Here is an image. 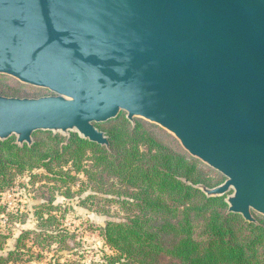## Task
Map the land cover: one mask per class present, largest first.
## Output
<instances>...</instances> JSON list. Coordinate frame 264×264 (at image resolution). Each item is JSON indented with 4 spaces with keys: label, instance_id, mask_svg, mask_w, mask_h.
Returning <instances> with one entry per match:
<instances>
[{
    "label": "water",
    "instance_id": "95a60500",
    "mask_svg": "<svg viewBox=\"0 0 264 264\" xmlns=\"http://www.w3.org/2000/svg\"><path fill=\"white\" fill-rule=\"evenodd\" d=\"M0 75L46 89L0 96V141L136 118L226 181L228 213L264 218V0H0Z\"/></svg>",
    "mask_w": 264,
    "mask_h": 264
},
{
    "label": "trees",
    "instance_id": "16d2710c",
    "mask_svg": "<svg viewBox=\"0 0 264 264\" xmlns=\"http://www.w3.org/2000/svg\"><path fill=\"white\" fill-rule=\"evenodd\" d=\"M98 127L104 128L110 148L74 133L66 139L38 132L31 147L17 145L15 138L0 141V191L16 174L35 169H44L64 183L75 180L72 172L83 174L99 192L106 178L115 181L113 186H123L133 201L124 205L137 212L125 222L100 228L111 252L92 264H264V219L249 224L242 216L228 213L226 198H208L197 189L207 184L198 161L174 143L163 144L143 124L132 127L121 115ZM63 197H72L71 188ZM55 210L53 198L39 207L38 230L24 232L16 251L1 256L0 264H20L25 256L21 247L30 239L40 251L38 258L53 243L65 245L66 237L47 231L57 221L51 214Z\"/></svg>",
    "mask_w": 264,
    "mask_h": 264
},
{
    "label": "rangeland",
    "instance_id": "374dc122",
    "mask_svg": "<svg viewBox=\"0 0 264 264\" xmlns=\"http://www.w3.org/2000/svg\"><path fill=\"white\" fill-rule=\"evenodd\" d=\"M52 95L46 89L25 85L12 77L0 75V96L39 99ZM121 116L127 119L125 113H121ZM129 123L132 127L143 124L152 130L163 144L174 143L183 150L179 141L161 127L139 118H136L134 123ZM99 129L106 134L104 128ZM35 134L33 144L39 138L35 137ZM71 134L73 133L60 135L68 139ZM196 161L201 164L203 168L201 176L207 182L199 185L214 189L225 183L226 178L222 174L199 160ZM72 176L76 177L75 180L64 183L60 177L50 175L44 169L25 171L16 174L11 184L4 191H0V239L3 242L0 257L16 251L18 240L24 232L38 230L35 213L51 198L58 209L51 214L57 221L49 225L47 231L57 237L63 235L66 237V243L65 245L53 243L49 252H44V255L38 258L40 251L33 245L31 239L25 241L26 247H21V252H24L25 256L20 264H54L56 260L65 264H92L101 261L104 255L111 252L100 235V228L109 222H125L137 212L135 208L124 205L125 202H133L125 195L129 191L120 184L113 186L115 181L106 178L104 190L99 192L91 188L83 174L77 175L72 172ZM68 188H71L72 197L66 199L63 193ZM106 191L108 193H104ZM232 193L230 191L224 198L227 199ZM44 213L48 219L47 211ZM255 217L257 220L264 219L260 215Z\"/></svg>",
    "mask_w": 264,
    "mask_h": 264
}]
</instances>
